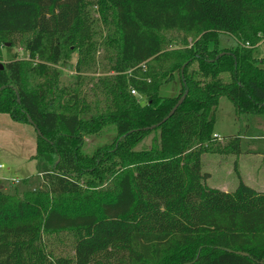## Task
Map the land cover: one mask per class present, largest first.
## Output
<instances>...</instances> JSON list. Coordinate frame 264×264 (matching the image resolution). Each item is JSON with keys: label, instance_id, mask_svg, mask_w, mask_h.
Returning a JSON list of instances; mask_svg holds the SVG:
<instances>
[{"label": "trees", "instance_id": "obj_1", "mask_svg": "<svg viewBox=\"0 0 264 264\" xmlns=\"http://www.w3.org/2000/svg\"><path fill=\"white\" fill-rule=\"evenodd\" d=\"M222 33L237 43L220 48ZM9 35L26 58L0 64V114L40 131L41 186L0 189V264H264V191L211 187L202 162L264 154V0H0V59ZM100 47L112 74L92 100L81 72ZM75 51L77 82L62 85ZM176 78L180 93L161 95ZM222 95L240 119L227 138L214 134ZM109 124L115 140L84 151Z\"/></svg>", "mask_w": 264, "mask_h": 264}, {"label": "rangeland", "instance_id": "obj_2", "mask_svg": "<svg viewBox=\"0 0 264 264\" xmlns=\"http://www.w3.org/2000/svg\"><path fill=\"white\" fill-rule=\"evenodd\" d=\"M92 14L98 18L97 9L92 8ZM97 28H102L98 22ZM22 35H9L2 41V58L0 64H6L16 57L26 58V53L21 46ZM237 43L236 39L228 34L222 33L219 36L220 48H227ZM9 44V45H8ZM103 47H100L93 55L85 61L84 71L81 72L83 81L80 89L90 99H95L94 95L105 97L103 88L98 82L100 76L112 74L107 71L109 59L104 57ZM78 51L72 54L67 66H61V83L68 85L77 82L75 64L78 59ZM254 56L263 60L264 67V38L254 51ZM225 76H227L225 74ZM178 77V76H177ZM79 79V81H81ZM163 96H176L180 93V79L165 83L160 90ZM139 96L138 94H135ZM142 103L146 102L145 97L139 96ZM260 127L264 129V121ZM240 131V119L236 114V108L228 95H222L216 112L214 134L220 138L238 135ZM117 132L114 124H109L103 130L94 135L85 136L84 151L92 153L96 148L111 144L116 138ZM37 131L32 124L15 121L7 113L0 115V186L5 193L22 196L27 190H34L41 186V178L37 172V161L33 157L37 150ZM159 142V136L150 134L143 140L137 149L150 148L154 143ZM255 147V145H252ZM250 146V147H252ZM203 171L211 173L207 179L211 187L222 189L225 185L230 191L237 188L240 180L247 185L256 187V177L264 181V154L242 153L240 155H223L218 153H205L202 157ZM19 180V183L15 181ZM3 186V187H2ZM256 189H258L256 187ZM70 202V200H67ZM66 201V202H67ZM68 203V202H67ZM61 248H69L66 243Z\"/></svg>", "mask_w": 264, "mask_h": 264}, {"label": "water", "instance_id": "obj_3", "mask_svg": "<svg viewBox=\"0 0 264 264\" xmlns=\"http://www.w3.org/2000/svg\"><path fill=\"white\" fill-rule=\"evenodd\" d=\"M8 45H9V44H8ZM0 67L3 68L2 65H1ZM185 96H186V94H184L183 96H181V98L178 100V102L176 103V105H175V106L173 107V109L170 111L169 115H168L163 121H166L169 117H171V116L175 113V111L177 110V108H178V107L182 104V102L184 101ZM156 126H157V125H154V126H152L151 128H154V127H156ZM37 133L40 134V131L38 130Z\"/></svg>", "mask_w": 264, "mask_h": 264}, {"label": "crops", "instance_id": "obj_4", "mask_svg": "<svg viewBox=\"0 0 264 264\" xmlns=\"http://www.w3.org/2000/svg\"><path fill=\"white\" fill-rule=\"evenodd\" d=\"M1 115V114H0ZM256 182L254 183L255 186L258 188L257 190H260V191H264V181L263 179H260L258 177H256ZM3 187V186H2ZM255 187V189H256ZM215 188V187H214ZM254 188V187H253ZM219 189V188H218ZM221 190H224V191H230L229 188H227L225 185L223 186V188Z\"/></svg>", "mask_w": 264, "mask_h": 264}, {"label": "built area", "instance_id": "obj_5", "mask_svg": "<svg viewBox=\"0 0 264 264\" xmlns=\"http://www.w3.org/2000/svg\"><path fill=\"white\" fill-rule=\"evenodd\" d=\"M132 93H133V94H137L136 90H132ZM215 136H216V135H215ZM0 167H2V165H0ZM15 182H16V183H19V180H16Z\"/></svg>", "mask_w": 264, "mask_h": 264}]
</instances>
